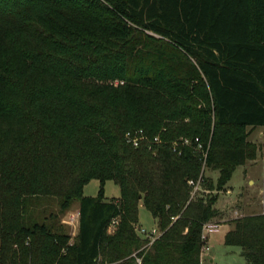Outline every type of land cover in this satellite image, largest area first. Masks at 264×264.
Listing matches in <instances>:
<instances>
[{"label": "trees", "instance_id": "16d2710c", "mask_svg": "<svg viewBox=\"0 0 264 264\" xmlns=\"http://www.w3.org/2000/svg\"><path fill=\"white\" fill-rule=\"evenodd\" d=\"M250 125H264V0H0V264H202L218 192L256 157ZM138 128L161 142L129 143ZM181 136L209 144L204 170ZM202 171L210 191L191 198ZM47 197L79 201L73 241L37 217ZM141 203L162 231L149 247ZM224 241L264 264V212Z\"/></svg>", "mask_w": 264, "mask_h": 264}, {"label": "rangeland", "instance_id": "374dc122", "mask_svg": "<svg viewBox=\"0 0 264 264\" xmlns=\"http://www.w3.org/2000/svg\"><path fill=\"white\" fill-rule=\"evenodd\" d=\"M264 127L260 125L254 129H250L249 138L256 142L258 148L256 157L240 164L236 167L232 178L227 183V188L218 192L219 210H223L221 216L214 219L227 223L222 226L220 231L210 234V243L213 244L215 251L214 261L207 260L204 264H254L246 259L242 254V247L239 245L226 244L222 238L229 229L228 224L233 225V219L245 215L246 212L261 211L264 209ZM214 175V173H213ZM217 176V174H216ZM215 178V175H214ZM101 181L98 178L90 179L83 188L86 195L98 196L100 194ZM230 189L231 191H228ZM121 194L120 186L113 179H108L103 185V197L105 199H115ZM43 205L37 209V217L41 220L43 215H48L49 221H56L63 229L71 234V240H74V223L69 222L71 217L76 215L79 210V201L75 200L72 205L62 212L60 210L59 201L56 197H47L42 202ZM238 209V213H232V210ZM231 210V211H230ZM51 212L53 213L52 215ZM57 214V216H55ZM150 228L155 225V219L152 213L140 204L139 223ZM115 226L110 225L109 231H113ZM210 254V253H209ZM208 254V255H209ZM207 255V256H208ZM98 264H110L100 258Z\"/></svg>", "mask_w": 264, "mask_h": 264}, {"label": "built area", "instance_id": "2783aa9c", "mask_svg": "<svg viewBox=\"0 0 264 264\" xmlns=\"http://www.w3.org/2000/svg\"><path fill=\"white\" fill-rule=\"evenodd\" d=\"M126 140L129 143H132L134 146H140L142 144H146L149 148L153 147V144L161 142L162 138L160 134H156L155 136H150L145 132L143 128H138L135 130H128L125 134ZM179 145H193L195 146V150L200 154V158L203 162V170L206 166L209 144L205 146V144L199 139V137H195V139L189 136H181L180 139L173 141L174 150H178ZM181 152V149H179ZM189 184L191 185V198L195 197L199 193H208L210 189L204 186V175L203 171L199 175L198 178H190L188 179ZM80 216V211L76 213V215L72 216L69 222L74 223L75 220ZM118 222L117 218H114L111 225L115 226ZM223 223L218 219H209L203 223L201 239L202 245L200 250L201 262L203 263L206 259V256L210 253L212 249V245L210 243V234L212 232H218L222 228ZM138 231L148 238V241L144 244V247H149L154 240L159 237L162 233L161 229L154 225L150 228H147L143 225L137 226ZM73 241V240H71ZM137 260L139 263L142 262V257L137 256Z\"/></svg>", "mask_w": 264, "mask_h": 264}, {"label": "crops", "instance_id": "0c3cea01", "mask_svg": "<svg viewBox=\"0 0 264 264\" xmlns=\"http://www.w3.org/2000/svg\"><path fill=\"white\" fill-rule=\"evenodd\" d=\"M256 126H258V125H256ZM256 126H252V125H250L249 126V129H254V128H256ZM261 127H264V125H260ZM260 132L263 134L264 133V130H260ZM227 188V187H226ZM228 191H231L230 189H228ZM218 208H220L219 207V205H216ZM231 211V210H230ZM239 212V210L236 208V209H234V210H232V213H238ZM262 212H264V209L263 210H261V211H254V212H246L245 214H254V213H262ZM223 213V210H219V214H218V216H221V214ZM79 223H80V216L75 220V222H74V228H75V231H74V235H76L77 234V232H78V229H79ZM227 223H224L223 222V225L222 226H224V225H226ZM229 225V229L232 227V224H228ZM228 229V230H229ZM227 230V231H228ZM225 237V236H224ZM224 237L222 238V240H224ZM212 245V249H211V251H210V254L208 255V256H206V259H205V261L202 263V264H204L207 260H209V261H214V259H215V257H216V253H215V251H214V245L213 244H211Z\"/></svg>", "mask_w": 264, "mask_h": 264}]
</instances>
